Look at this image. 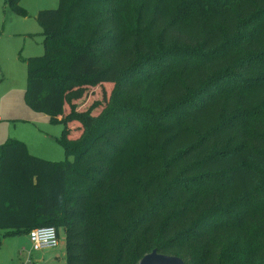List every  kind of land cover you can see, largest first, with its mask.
<instances>
[{"label": "trees", "instance_id": "trees-1", "mask_svg": "<svg viewBox=\"0 0 264 264\" xmlns=\"http://www.w3.org/2000/svg\"><path fill=\"white\" fill-rule=\"evenodd\" d=\"M37 19L25 102L64 126L66 160L0 146V231L54 227L66 264H264V0H59Z\"/></svg>", "mask_w": 264, "mask_h": 264}, {"label": "rangeland", "instance_id": "rangeland-1", "mask_svg": "<svg viewBox=\"0 0 264 264\" xmlns=\"http://www.w3.org/2000/svg\"><path fill=\"white\" fill-rule=\"evenodd\" d=\"M59 0H20L19 11L0 0V146L9 139L26 144L31 155L51 161L66 160L59 139L64 126L30 109L25 102L28 84L27 60L44 55V37L37 16L40 11L57 9ZM111 85L90 88L78 102L79 111L88 109L109 95ZM70 159V158H69ZM71 160V159H70ZM0 231V264H66L67 242L60 233V245L53 250L32 252L26 233Z\"/></svg>", "mask_w": 264, "mask_h": 264}, {"label": "built area", "instance_id": "built-area-1", "mask_svg": "<svg viewBox=\"0 0 264 264\" xmlns=\"http://www.w3.org/2000/svg\"><path fill=\"white\" fill-rule=\"evenodd\" d=\"M28 238L31 244V251L41 252L44 250H53L60 245V236L54 227H38L32 229L28 233Z\"/></svg>", "mask_w": 264, "mask_h": 264}, {"label": "water", "instance_id": "water-1", "mask_svg": "<svg viewBox=\"0 0 264 264\" xmlns=\"http://www.w3.org/2000/svg\"><path fill=\"white\" fill-rule=\"evenodd\" d=\"M138 264H185V262L177 257L161 255L154 250L144 256Z\"/></svg>", "mask_w": 264, "mask_h": 264}, {"label": "crops", "instance_id": "crops-1", "mask_svg": "<svg viewBox=\"0 0 264 264\" xmlns=\"http://www.w3.org/2000/svg\"><path fill=\"white\" fill-rule=\"evenodd\" d=\"M28 236V234H26ZM61 240V239H60ZM39 264V263H38Z\"/></svg>", "mask_w": 264, "mask_h": 264}]
</instances>
